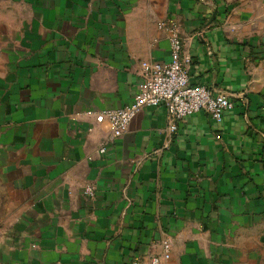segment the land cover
<instances>
[{
  "label": "crops",
  "instance_id": "1",
  "mask_svg": "<svg viewBox=\"0 0 264 264\" xmlns=\"http://www.w3.org/2000/svg\"><path fill=\"white\" fill-rule=\"evenodd\" d=\"M162 22L233 106L174 133L145 107L113 138L94 115L169 61ZM164 240L161 264H264V0H0V264H150Z\"/></svg>",
  "mask_w": 264,
  "mask_h": 264
},
{
  "label": "built area",
  "instance_id": "2",
  "mask_svg": "<svg viewBox=\"0 0 264 264\" xmlns=\"http://www.w3.org/2000/svg\"><path fill=\"white\" fill-rule=\"evenodd\" d=\"M160 26L168 34L169 61L142 62L141 83L132 101L123 107L106 109L94 115L97 123L109 124L113 138L120 137L133 117L145 107L164 106L167 128L174 133L177 122L190 114L203 111L220 123L225 111L233 106L228 94L215 93L204 85L190 82L189 57L184 53L178 26L173 22H162ZM99 151L104 152V147ZM82 193L91 198L95 195V188L86 184ZM162 248L161 254L151 257L150 264H161L169 257V240L163 241Z\"/></svg>",
  "mask_w": 264,
  "mask_h": 264
}]
</instances>
